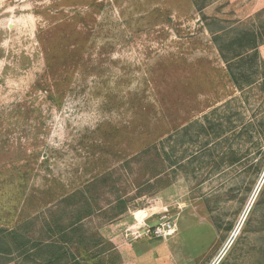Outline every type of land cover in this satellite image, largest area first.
Returning <instances> with one entry per match:
<instances>
[{"label":"rangeland","instance_id":"rangeland-1","mask_svg":"<svg viewBox=\"0 0 264 264\" xmlns=\"http://www.w3.org/2000/svg\"><path fill=\"white\" fill-rule=\"evenodd\" d=\"M263 187L264 0H0V228L81 189L84 264H264Z\"/></svg>","mask_w":264,"mask_h":264},{"label":"trees","instance_id":"trees-1","mask_svg":"<svg viewBox=\"0 0 264 264\" xmlns=\"http://www.w3.org/2000/svg\"><path fill=\"white\" fill-rule=\"evenodd\" d=\"M78 193L87 205L79 208L82 213L72 215L70 210L68 217L64 213L56 216L57 209L48 206L12 227L0 228V264H84L80 254L87 252L92 244L99 246L101 241L97 233L84 223L95 209L90 207L83 190ZM263 197L264 187L260 199ZM106 250L103 246L95 251L103 261H108L102 257Z\"/></svg>","mask_w":264,"mask_h":264},{"label":"built area","instance_id":"built-area-1","mask_svg":"<svg viewBox=\"0 0 264 264\" xmlns=\"http://www.w3.org/2000/svg\"><path fill=\"white\" fill-rule=\"evenodd\" d=\"M147 232L151 235V236H155V237H165V231L162 230L160 227H151L147 230Z\"/></svg>","mask_w":264,"mask_h":264}]
</instances>
